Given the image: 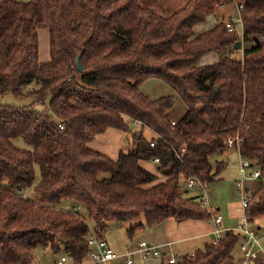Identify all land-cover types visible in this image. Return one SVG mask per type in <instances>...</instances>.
I'll return each mask as SVG.
<instances>
[{"label":"trees","instance_id":"1","mask_svg":"<svg viewBox=\"0 0 264 264\" xmlns=\"http://www.w3.org/2000/svg\"><path fill=\"white\" fill-rule=\"evenodd\" d=\"M221 1L189 0L165 16L139 0H0V94L26 101L0 105V264H36L46 248L83 264L88 222L103 237L111 222L129 223L133 235L169 219L212 221L218 212L199 206L182 175L207 185L218 179L214 157L228 152L230 137H240V156L261 171L246 215L251 223L264 217V0H239L243 43H253L239 50L241 59L238 34L224 22L195 33ZM211 52L226 56L201 66ZM153 78L185 102L177 122L169 116L173 96L152 100L141 91ZM145 128L158 135L155 147ZM109 129L130 135L134 150L113 160L92 149ZM156 157L153 173L143 163ZM64 201L82 211L60 208ZM242 240L226 230L179 264H226Z\"/></svg>","mask_w":264,"mask_h":264},{"label":"crops","instance_id":"2","mask_svg":"<svg viewBox=\"0 0 264 264\" xmlns=\"http://www.w3.org/2000/svg\"><path fill=\"white\" fill-rule=\"evenodd\" d=\"M205 56L201 59V61L207 60L209 63L214 64L219 60L218 54L214 52L208 53ZM171 120L176 122L178 121L174 119ZM136 125L137 126L134 129V132L140 131L142 128L140 123H136ZM143 133L146 137H149L150 140L156 139L158 136L149 128H145L143 130ZM130 141H132L130 135H127L126 133L117 129H109L103 134L97 136L96 140H94L90 144V147L94 150H97L109 156L113 160H117L122 151L128 152L127 149L125 148V144L128 145V142ZM230 151L232 150H228L226 154L220 155L221 159L218 160V166L220 167V174L218 176L219 178L216 180H222L223 177L220 179L221 174H223L225 170H228L230 168L229 165L230 160L228 157ZM151 163L153 164L155 169L152 170L150 169V167H153ZM151 163H147V162L143 163V166L147 170L153 173H157V164L154 162ZM238 167H239V163H238ZM236 170L237 172L239 171L238 168H236ZM240 175L235 180L237 182L236 184L237 187L239 186L238 183L241 181L243 183V187H245V189L250 193L259 189L261 185L259 180H247V179L244 180L242 178V175L240 178ZM239 190L241 192V189ZM240 194L241 193H239V195ZM206 198L209 207L217 211L218 214L222 215L223 218H222L221 228L223 230L225 231L230 230L238 225L239 217L241 216V212L239 211L240 204L237 205L238 202H234L235 205L232 206L231 209L224 211L223 208L220 207L219 205H217L216 207L213 204V202L214 203L216 202L212 201V199L210 198L208 189L206 192ZM252 226L255 229H257L259 235L262 237V247L264 250V218L257 219L255 222L252 223ZM130 228L131 225L129 223H116V239H113L111 243L108 241V243L113 249H115L117 252H123L126 246L128 245L136 246L139 241L145 240L151 243L152 245L159 247L162 250L163 255L161 257L148 258V259L139 257L136 258L135 264H168V259L172 256H175L178 259H182L183 257H186L188 255H193L196 251L204 249L207 244L212 243L215 235L214 232L216 230V225L211 220L192 219L186 221H176L175 219H169L153 227H144L142 229H139L136 232H134L133 235L129 234ZM103 237L107 240L105 234ZM48 249L46 250L44 249L39 254L37 253V262L38 261L48 262L58 258L59 255L51 256L50 252H48ZM241 258H242V253L238 246L234 252V259L230 260L226 264H241L239 262ZM113 262L119 264L118 261H113ZM83 264H93V263L91 262L90 258H87ZM258 264H264L263 254L260 255Z\"/></svg>","mask_w":264,"mask_h":264},{"label":"built area","instance_id":"3","mask_svg":"<svg viewBox=\"0 0 264 264\" xmlns=\"http://www.w3.org/2000/svg\"><path fill=\"white\" fill-rule=\"evenodd\" d=\"M234 4L237 9L238 17L236 20H227L225 21L226 28L231 33L238 34L239 40L243 41L244 36V26H243V10L244 4L239 0H222L220 3H217L216 7L224 8L226 5ZM173 125H176L175 122H172ZM61 129H64L63 125H60ZM156 139L150 141V145L155 147ZM241 144V139L239 136L230 137L226 141L227 150H236L239 153ZM186 152V147L183 148L182 154ZM154 163L159 164L160 159L156 157L153 160ZM253 168L249 160L243 159L239 162V170L242 175V178L245 180H257L261 175V171L258 168H254L252 172H248V169ZM184 187L193 194V197H196L201 208L212 210L209 207L206 192L207 184L202 181L199 177L194 175H182ZM239 186L241 187V204L239 211L241 216L239 217L238 225L230 230H233L239 233L243 240L239 245V248L242 253V258L239 260L241 264H258L260 255H264V250L262 247V237L259 235L257 229L252 226V223L249 221L246 210L248 204L251 201L250 193L243 187V183L240 181ZM25 191L24 194H26ZM82 211L80 206H74L72 212L79 213ZM222 215L216 214L213 218V223L216 225V230L214 232V238L212 243L218 244L222 238L225 230L221 228L222 225ZM87 242L89 245V258L93 264H107L113 261H118L119 264H135L136 258H157L163 255L162 250L149 243L148 241L141 240L136 246H126L123 252H117L113 249L108 241L104 237H100L96 234L94 229L90 230V233L87 237ZM183 259V258H182ZM182 259H178L175 256H172L168 259L169 264H179ZM36 264H75L68 255L60 254L57 259L42 262L38 261Z\"/></svg>","mask_w":264,"mask_h":264},{"label":"rangeland","instance_id":"4","mask_svg":"<svg viewBox=\"0 0 264 264\" xmlns=\"http://www.w3.org/2000/svg\"><path fill=\"white\" fill-rule=\"evenodd\" d=\"M189 0H139V3L142 4L143 6L153 8L156 12L162 14V15H170L171 13L179 10L182 8ZM238 17L237 9L234 4H229L226 5L224 8H217L215 9V12L210 15L205 22L200 23L196 25L195 27V33L199 34L201 32H204L206 30H209L213 26L217 25L219 22H225L227 20H236ZM252 44L248 43H243L242 50L245 47H250ZM217 53L220 58L226 56L224 52H214ZM50 53H49V34L48 30L42 29L40 31V61L41 62H47L50 59ZM243 53L242 51H238L235 54L236 59H241ZM204 57V56H203ZM206 57V56H205ZM206 59V58H204ZM201 66H206L207 64H212L209 63L207 60H202L199 62ZM35 87V86H34ZM34 87L28 88L26 91L31 90ZM141 91L148 96L152 100H157L162 97H168V96H173L176 100V104L173 107V109L170 111V117L171 119L174 120H180L187 112V106L185 102L182 100V98L179 96V94L176 93V91L167 83H165L162 80L159 79H150L147 80L146 82L143 83L141 86ZM26 101L19 100L17 99L13 94H7L5 96H2L0 94V105H6V106H19L26 104ZM38 110H44L45 108L42 105H38L36 107ZM133 126V131L136 128ZM15 145L20 147V148H29L21 139L15 140L14 141ZM130 142H128V145L125 144V148L130 150ZM132 147L131 150H134ZM229 165L230 168L228 170H223L224 173L221 174L220 179L223 177L222 180H216L214 183H210L207 185L208 193L212 201H215L216 203L213 202V204L217 207L219 205L220 207L223 208L224 211L229 210L234 206V202H238V204H241V194L239 195L241 187H237L236 184L237 182L235 181L236 178L240 175V170L237 172L236 168L239 169L238 163L241 160V156L237 151H230L229 152ZM221 156H215L214 160H220ZM153 166V164L151 163ZM229 167V166H227ZM150 169H155V167H150ZM254 168L248 169V172H252ZM220 174V173H219ZM219 176V175H218ZM40 175L38 174L37 176V182L39 181ZM241 178V175H240ZM225 180V181H223ZM258 180V179H257ZM223 185V186H222ZM239 188V189H238ZM30 193L29 195L32 196V188L29 189ZM26 191V190H25ZM74 206L73 202L70 201H64L59 207L65 210H71ZM238 207V206H237ZM239 208V207H238ZM237 208V211H238ZM264 218V217H263ZM89 226L91 229H94V224L91 222H88ZM106 238L107 241L111 243L113 239H116V222H111L109 223L107 230H106ZM116 244V243H114ZM48 249V248H46ZM45 249V250H46ZM43 249L37 250L36 253H41ZM48 252H50L51 256H54L53 252L48 249ZM60 254H64V249L59 251V254H56L55 256H58ZM109 264H116V262H111Z\"/></svg>","mask_w":264,"mask_h":264},{"label":"water","instance_id":"5","mask_svg":"<svg viewBox=\"0 0 264 264\" xmlns=\"http://www.w3.org/2000/svg\"><path fill=\"white\" fill-rule=\"evenodd\" d=\"M256 41L259 43V40L256 39ZM242 46H243V41H236V43L234 44V51H239L242 49ZM78 67H79V70L81 71L82 70V64H81V60L80 58L78 59Z\"/></svg>","mask_w":264,"mask_h":264}]
</instances>
